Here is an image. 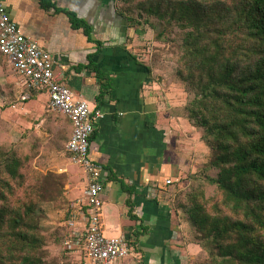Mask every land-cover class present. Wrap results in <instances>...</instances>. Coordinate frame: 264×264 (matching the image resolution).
<instances>
[{"label":"trees","instance_id":"1","mask_svg":"<svg viewBox=\"0 0 264 264\" xmlns=\"http://www.w3.org/2000/svg\"><path fill=\"white\" fill-rule=\"evenodd\" d=\"M115 1L133 31L141 23L169 28L173 50L158 48L152 61L167 54L176 64L175 74L185 81L188 97L181 109L170 112L185 117L210 148L207 164L189 172L188 185L172 197L175 208L191 222L194 240L198 237L204 247L203 261L193 264H264V0ZM2 58L0 52L1 64ZM139 65L148 75L153 72L151 64ZM99 79L94 109L101 108L110 90L111 80L103 75ZM9 87L0 88L6 105L17 101L15 85ZM18 87L19 95L28 91L30 98L44 91ZM46 112L45 120L53 117L71 126L63 138L67 144L71 120L52 111L49 103ZM0 126V264H85L83 254L65 249L69 234L63 227L53 232L61 230L55 236L59 256L50 255L38 208L47 191L54 190L55 176L34 171L39 150L30 147L25 133L10 142V125L0 118ZM46 126L44 122L43 129L54 139L51 145L61 148L58 134ZM96 133L94 128L90 144ZM72 213L68 209L65 220ZM126 240L129 247L135 244L130 237Z\"/></svg>","mask_w":264,"mask_h":264},{"label":"crops","instance_id":"2","mask_svg":"<svg viewBox=\"0 0 264 264\" xmlns=\"http://www.w3.org/2000/svg\"><path fill=\"white\" fill-rule=\"evenodd\" d=\"M2 1L20 32L52 55L54 70L77 96L95 106L100 76L111 80L104 103L97 108L104 116L95 122L97 133L90 144L89 156L103 166L101 219L105 233L135 240L129 256L114 264H182L186 250L175 245L180 244L176 238H182V234L174 226L177 212L172 210L169 204L172 198L168 196L174 186L184 185L187 174L194 172L201 161H196L194 151L197 140L182 132L175 135L172 118L165 116L166 103L178 97L171 85L175 78L172 76L166 86L168 80L155 72L148 75L139 65L137 48H133L140 44L136 40L137 31L127 25L115 0ZM41 96L47 98L43 106ZM48 100V94L42 91L24 101L27 104L15 102L7 110L15 111L13 117L16 114L17 122L23 125L30 115L32 118L43 115ZM20 110H25L27 116ZM34 122L30 120L28 125ZM45 125L63 141L70 134L71 126L61 119L52 117L45 120ZM43 130L49 134L45 140H52L50 132ZM23 132L13 125V135L20 136ZM64 145V157L56 156L61 170V163L70 161ZM203 147L201 143L200 148ZM168 179L172 183L165 185ZM80 190L64 195L75 201L82 194ZM69 206L72 211L74 207ZM115 213L119 215L118 221L112 219ZM130 214L137 218L132 219ZM122 216L126 220L122 221Z\"/></svg>","mask_w":264,"mask_h":264},{"label":"built area","instance_id":"3","mask_svg":"<svg viewBox=\"0 0 264 264\" xmlns=\"http://www.w3.org/2000/svg\"><path fill=\"white\" fill-rule=\"evenodd\" d=\"M0 52L17 74L19 86L27 90L43 89L48 94L50 108L67 116L73 124L66 148L70 161L84 169L86 182L82 194L75 200L76 212L66 221L69 235L63 242L65 249L83 254L88 264H114L118 259L129 256L131 249L124 237L105 233L101 219L103 167L89 156L90 136L95 122L104 114L62 83L61 76L54 70L52 55L20 32L2 0ZM29 98L28 91H24L18 101L24 102ZM166 184H170L169 179ZM82 206L88 210L85 212Z\"/></svg>","mask_w":264,"mask_h":264},{"label":"rangeland","instance_id":"4","mask_svg":"<svg viewBox=\"0 0 264 264\" xmlns=\"http://www.w3.org/2000/svg\"><path fill=\"white\" fill-rule=\"evenodd\" d=\"M130 28L134 30L133 27H130ZM135 32L137 33L136 40L140 42V44L138 43V45H135L133 47V48H137L135 52H136V55H138V58L141 61L147 62L149 65L151 64L153 72L162 76L163 79L168 80L169 83L166 82V86L167 84L170 85L172 76H173V79L175 78V81L173 80L171 82V85L173 86L174 91L176 90L175 92L176 93L178 92L177 93L178 97L174 96L170 103L169 102L166 103L167 108H165L164 111L167 113V115L165 116L172 118L170 122L172 121L171 127L172 129L175 130V135H179L178 133L182 132L184 136L186 135L189 137L191 136V138H194V140H197L196 142L197 149L195 148L194 151L196 153V161H201V163L198 164V167L194 171V172H197L200 168H202L203 166L207 164L208 158L210 156V148L207 143H204L203 141H201L200 135L198 134L197 130L193 126L188 124L185 117L175 116L173 113L170 112L171 109L175 107L176 108L178 107L181 109L186 104L187 97H188L186 83L177 74H175L176 64L172 62L169 55L166 54L164 56H160L158 60H155L158 62L152 61L153 55L158 53V48H161L162 51L164 50V52L167 53V50L168 51L173 50L176 43L172 44L171 42H169V39H170L169 28L166 31L162 25H159V27L157 26L153 28V26L149 24L141 23L139 27H137ZM159 32H162L161 38L157 37V34H159ZM164 33L165 35H163ZM1 62H3V64L7 63L4 57L1 59ZM3 64L0 63V71H1L0 72V88L7 90V87L12 86L13 88L15 85L14 91L16 93V96L18 97L19 95L18 92L20 91V88L18 87L17 81L14 80L13 78L14 76H12V74L9 73V70H8L9 68L6 69L7 65L4 66ZM163 74H165V76H163ZM1 89H0V106L1 107L4 106V108L0 111V118H2L4 121H6L10 125L9 133L6 139L9 140L10 142H14L20 137V136H15L11 133L13 125L16 124L18 128V132L24 131L23 133H25L26 136H28L30 147L32 148L36 147L35 149L39 150L38 154L35 156L34 161L32 163L34 171L37 170L38 172H40L39 175L41 174L42 176H47V174L48 175L51 174L55 176V177H52V178H55V183L52 185L54 190L51 189L47 191L46 197L39 203L40 207L38 208V213L40 214L41 229L48 237L47 244H48V250L50 252V255L52 257L53 256L58 257L60 252L57 251L59 247L56 246L55 238L57 237L58 234H60L61 230L58 233H53V232L58 228L60 229V227L66 228L68 231V226H66V221L68 220V218L65 220L64 214H66L67 212L66 210L69 209L70 207L69 205L72 204V206L74 207V203H75V201H69V197L67 196L65 197L64 193L68 194V192L74 191L78 188L83 190L85 182H86L85 171L81 166L73 164L69 160L61 163L62 170H64L62 171L60 168L61 166H59L60 162L56 160L57 159L56 156L58 155L60 158L64 157L65 142L61 140V138L59 140H56V143H58L59 147H61V148H56L54 145H51V142H52L51 140H49V142L48 140H45V139H49L48 138L49 134H47V132L44 133V130H43V124L45 122V119H46L45 115L47 114V112L44 111L43 115L37 118H34V117L32 118V116L30 115L28 118V121L24 120L25 125L24 124L20 125V123L17 122V118H18L17 115L15 114V116L13 117V114L15 113V111H10L11 109L7 110V107L13 108L15 106V102H14V105L13 104L6 105L7 96H6V93L1 91ZM164 92L166 91L164 90ZM40 99H41V104L43 106V103L44 104L46 103L47 98L45 96H41ZM17 102H19L18 99L16 103ZM22 103L27 104L28 101L22 102ZM23 108L24 107H21V109ZM24 111L20 110V112H22V114L26 117L27 115L23 113ZM26 114H29V113H26ZM33 119L35 121L33 125L32 126L28 125L29 124L28 122ZM19 121L23 123V120L20 119ZM4 126H5V123L3 124V128L0 126L2 130H4ZM50 138L53 139V136H50ZM200 142L204 146L203 149L200 148V145H201ZM43 144H45V147L42 146ZM63 167L65 169H63ZM34 175L35 173H32V172L29 173V176L32 179L34 178L36 180ZM37 177H40V176H37ZM185 180H184L185 182L183 186H180V187L174 186V188L171 190L172 194L171 195L169 194L168 199L171 200V198L174 197V195L178 191L185 189V187L189 183L187 176ZM79 186H81V188ZM169 204L171 205L172 210H174V212L175 211L177 212L175 217H173V223H174V226L177 227V229H179L182 234L181 235L182 238L178 236L176 238L177 240H179L180 244H175V245H179L186 250V254H185L186 258L182 264H193L196 261L197 262L203 261L202 258L204 255L203 253L204 247L200 243H198V240H197L198 237H196V240H194V233H192L191 231V222L184 218L182 210L179 208L176 209L172 201H170ZM74 210L75 208H73L72 211L76 212V210L75 211ZM112 219L118 221L119 215L115 213ZM120 219L122 221L126 220V218H124L123 216L120 217Z\"/></svg>","mask_w":264,"mask_h":264}]
</instances>
